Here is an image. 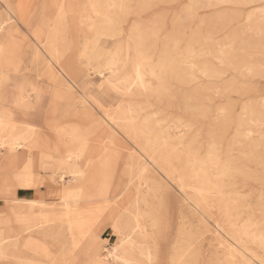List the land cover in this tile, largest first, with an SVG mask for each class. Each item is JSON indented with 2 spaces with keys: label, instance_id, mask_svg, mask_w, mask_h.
<instances>
[{
  "label": "rangeland",
  "instance_id": "374dc122",
  "mask_svg": "<svg viewBox=\"0 0 264 264\" xmlns=\"http://www.w3.org/2000/svg\"><path fill=\"white\" fill-rule=\"evenodd\" d=\"M0 142V264H264V0H0Z\"/></svg>",
  "mask_w": 264,
  "mask_h": 264
},
{
  "label": "bare ground",
  "instance_id": "6f19581e",
  "mask_svg": "<svg viewBox=\"0 0 264 264\" xmlns=\"http://www.w3.org/2000/svg\"><path fill=\"white\" fill-rule=\"evenodd\" d=\"M112 4V3H111ZM110 6V5H109ZM139 69V68H138ZM29 99H30V97H28ZM131 114V113H130ZM113 123V122H112ZM115 126V125H114ZM30 129H35L34 127H32V126H28ZM165 141V140H164ZM25 143V142H24ZM1 144H3L2 142H0V146H1ZM144 155V154H143ZM70 158V157H69ZM215 159V158H214ZM143 171V170H142ZM41 201V200H40ZM28 203L29 204H33V205H36V204H38L36 201H33V200H30V201H28ZM26 207V206H25ZM138 222V221H137ZM139 226V225H138ZM20 230H21V228H19ZM23 231V230H22ZM21 234V233H20ZM16 237V236H15ZM19 237V236H18ZM4 240V239H3ZM6 241V240H5ZM4 242V241H3ZM132 242V241H131ZM132 244V243H131ZM134 245H135V243H134ZM151 257V256H150ZM121 260V259H120ZM151 260V259H150Z\"/></svg>",
  "mask_w": 264,
  "mask_h": 264
}]
</instances>
